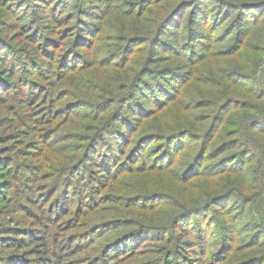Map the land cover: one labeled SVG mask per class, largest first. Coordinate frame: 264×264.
<instances>
[{"label": "trees", "instance_id": "1", "mask_svg": "<svg viewBox=\"0 0 264 264\" xmlns=\"http://www.w3.org/2000/svg\"><path fill=\"white\" fill-rule=\"evenodd\" d=\"M7 1L0 6V197L29 221L0 226V264H123L142 254L151 239L164 242L165 250L159 262L144 264H264L263 76L257 77V67L230 71L216 97L198 102L188 94L196 66L218 43L230 40L223 53H240L246 37L264 26V0ZM117 10L126 20L119 29L124 34L109 42L104 23ZM6 26L17 30L6 37ZM93 67L119 69L127 81L113 76L106 87L89 78L86 89L97 91V99H68L70 93L79 96L62 79ZM185 93L191 114L205 109L193 114L199 124L139 133L183 104ZM81 113L94 124L81 123L80 134L59 136L72 114ZM64 141L70 142L57 147ZM152 141H160L153 156H142ZM46 148L63 149L67 159L49 162L47 170L45 155L30 162ZM185 149L194 152L181 169L182 185L219 175L242 188L225 184L203 202L179 199L164 220L143 216L157 225L139 224L112 239L105 236L110 229L138 224L137 218L85 220L109 198L101 193L110 181L150 169L175 171ZM166 197L137 193L125 203L154 208ZM179 228H193L194 239L175 234ZM184 246L190 255L180 253Z\"/></svg>", "mask_w": 264, "mask_h": 264}, {"label": "rangeland", "instance_id": "2", "mask_svg": "<svg viewBox=\"0 0 264 264\" xmlns=\"http://www.w3.org/2000/svg\"><path fill=\"white\" fill-rule=\"evenodd\" d=\"M12 0L11 2H13ZM120 1V0H116ZM8 1L7 0H0V6L6 7ZM11 4V3H9ZM212 10L216 8V3L210 2L209 5ZM20 7V5H17L16 8ZM9 10V8H7ZM33 9V8H32ZM4 10V9H3ZM216 10V9H215ZM10 11V10H9ZM11 12V11H10ZM261 15H264V8L260 11ZM123 13L119 10L112 11L107 19V21L104 23L103 32L107 36H110L109 42H112V38L118 37L122 34H124L123 31L119 30L123 23L126 22L125 18L122 15ZM156 13L150 14L149 18L146 19L144 22L146 23V26H149L152 24L153 20L156 18ZM5 16H3L4 18ZM5 21H10L11 17L9 15L6 16ZM8 28V29H7ZM131 28V25L127 29V32ZM150 29V28H149ZM152 29V28H151ZM4 33L6 37L12 36L16 30H14V27L12 26H6L4 28ZM142 32H144V28L141 29ZM18 34V33H17ZM128 34V33H126ZM16 36V34L14 35ZM19 38H22L21 35H17ZM232 42L230 40H224V42L218 43L217 46L214 47L213 52L208 55L207 60L203 63H200L196 66L195 74H194V80L192 84L189 86L188 91L189 95L190 93H193L194 97L197 98L196 101H201L204 98H214L217 94L222 93L224 89V81L227 82V77L230 71L235 70H253L257 67L256 74H258L257 77L260 75L263 76L264 80V26L259 29H254L250 36L246 37L244 44L240 48V53L238 51H235L232 54H224L223 51L228 49L229 45ZM238 53V54H237ZM261 57V61L258 59ZM119 69H104L102 67H93L88 70H85L84 73L80 75H73L72 80L70 78L66 77L62 79V84L66 85L68 89L74 91L77 93L79 97H76L72 93H70L67 98L68 99H84L90 101V103H93L97 98H95V94L98 93L97 91H94V89H86L88 86V80L93 79L98 83H101L103 86L109 87V84H113L112 77L113 76H124V81H127V76ZM75 93V94H76ZM185 93V97L182 100L183 104H176L174 108H171V110H168L164 113H160L157 118H154L151 120L147 125L143 126L144 129L139 128V133L147 132L149 130H157L158 132L164 133H170L173 128L179 129L181 127H187L190 124H199L196 123L197 119L194 117L193 114H196L197 116L202 114L204 112V108L200 110L194 109V113H190L189 107H187V103L189 101L187 95ZM181 103V102H180ZM85 110V109H82ZM182 121L183 123L180 124ZM81 123H89L94 124V122L89 118L85 117L84 114L82 115H73L70 117V120L64 125V127L59 131V136H65L68 134H75L83 132L81 129L82 126ZM76 124L79 126L77 127ZM174 130V129H173ZM151 132V131H149ZM70 141H64L61 143H56L57 147L62 146L63 144L69 143ZM159 145L160 141H152L145 145V149H143V155L149 154L148 158H151L153 155L152 148H154L155 145ZM198 145V144H197ZM47 149V148H46ZM185 153L183 156L179 158V166L175 171L168 170V171H157L155 169L145 170L138 173H129L125 174V178L118 177L116 180L110 181V185L106 187V189L102 190V196L106 197L109 196V198L105 199L103 204L99 209L93 210L90 212L85 218V220L91 222V223H97L102 222L105 219L110 218H118V219H125V220H138L139 223L135 225H120L117 227H114L108 231V233L105 235L108 238L112 239L115 236H120L121 233L125 232L129 228H133L139 224H149V225H157L153 223H147L145 218L143 217L146 214L147 217L154 216L155 219L164 220L165 217L171 212L173 209L174 211L177 210V207L173 208V205L177 204V200L186 198L188 200L193 199L189 203H194L196 201H206L208 200L212 195L225 190L226 188H223V185L225 184H231L229 187H238L239 189L242 188L241 185H238L235 183V181H230V179L227 180H221L219 179V175L216 176H198L193 177L187 185H182L180 176H181V169L183 165L186 163V160L189 159V155L193 154L194 151H190V149H185ZM48 149L44 150L42 153L38 154L39 156L34 157V159L30 162L37 163L38 161H42V156L45 155L46 158L42 162L43 165H45V169L48 168V163L51 164H62L67 159L68 153L64 151L63 149L56 150L52 149L51 152H49ZM63 153V154H62ZM21 160H29L26 157H20ZM31 160V159H30ZM151 160V159H149ZM28 163V161H25ZM47 165V166H46ZM7 176V175H6ZM3 178V177H1ZM5 178V177H4ZM209 178V179H205ZM231 178V177H230ZM253 180H250L248 183H252ZM21 183V182H19ZM246 184V183H245ZM137 193H144L146 195L150 194H160L162 196H167L165 199L167 202L159 201L164 199H158L159 203L154 208L149 207H141V205L133 204L129 207L127 206V203H125V199L129 196L136 195ZM247 193L252 194L250 191ZM4 199L0 197V226L3 224H12L11 220L16 221L17 224L20 223H27L29 221L26 214L23 212L15 211L11 212L8 207H4L5 204L3 202ZM9 203H11V199H9ZM166 203L171 204V207L165 206ZM231 201L228 203L230 204ZM171 208V209H170ZM169 209V210H168ZM154 212V213H152ZM140 213L139 216L136 214ZM150 214V215H149ZM132 218V219H131ZM186 219L185 221L188 222ZM182 227L184 226V223ZM130 222V221H129ZM191 224L189 226H194L197 223V219H192ZM3 229V228H1ZM188 230V231H187ZM193 228L188 229H177L175 231V234H179L185 238L194 239V235L191 232ZM184 233V234H183ZM247 235H243L245 237ZM145 237H142L141 239H144ZM104 239V238H103ZM102 239V240H103ZM107 240L106 238L104 239ZM141 241V240H140ZM166 244L162 242L160 239H151L147 244L143 245V253L137 255L135 258L131 259L129 262H125L123 264H131L133 262L137 263H146L150 261H157L161 256L162 252L165 250ZM195 248V247H194ZM5 252H8L9 249H4ZM180 253L182 250L186 252L187 255L191 254V248H188L184 246V248L180 249ZM215 248H212L210 252H213ZM192 256V255H191ZM160 259L158 260V262ZM185 261H182L184 263ZM150 264V263H149ZM187 264V263H186Z\"/></svg>", "mask_w": 264, "mask_h": 264}]
</instances>
